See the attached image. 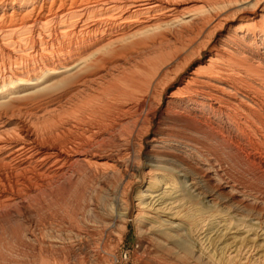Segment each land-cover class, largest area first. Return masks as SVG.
<instances>
[{
  "label": "bare ground",
  "instance_id": "1",
  "mask_svg": "<svg viewBox=\"0 0 264 264\" xmlns=\"http://www.w3.org/2000/svg\"><path fill=\"white\" fill-rule=\"evenodd\" d=\"M194 1L205 11L190 10V0H0V170L20 174L15 186L0 182V206L14 205L30 183H51L78 168L143 178L135 220L147 226L148 238L166 242L177 240L185 225L199 232L211 218L200 235L212 239L259 204L258 194L225 177L216 144L244 150L264 169V0ZM175 30L185 37L174 38ZM195 38L205 45L169 67L171 47L187 53ZM192 56L197 65L170 92L164 110L149 113L147 152L127 164L131 144L104 145L107 114L115 103L151 106L155 85L165 81L161 71L174 69L164 72L167 88ZM62 114L82 125L84 137L57 148L38 141L35 126ZM124 135L118 140L127 142ZM253 213L251 227L264 223L263 214Z\"/></svg>",
  "mask_w": 264,
  "mask_h": 264
},
{
  "label": "rangeland",
  "instance_id": "2",
  "mask_svg": "<svg viewBox=\"0 0 264 264\" xmlns=\"http://www.w3.org/2000/svg\"><path fill=\"white\" fill-rule=\"evenodd\" d=\"M190 1H193L189 2L190 10L197 13L205 11L199 3L194 0ZM176 31L175 34L173 33L174 38L181 40L185 37L184 32L177 31L176 33ZM188 44L189 51L186 53L185 50L177 51L173 45L178 47L179 44L173 42L171 45L173 47L169 50L172 59L170 62L175 63L170 64L169 62V67L173 64L174 69L180 66V63L184 62L183 58L188 57L191 52H197L196 47L205 45L204 40L198 38ZM173 56L175 59L181 57L178 59L180 62L173 59ZM192 57V62L182 76L167 88L164 86L168 78L165 73L170 75L168 73L173 72L174 69L165 67V71H161L165 77L160 76L165 81L158 76V80L162 82L160 84L156 82L159 86L154 84L156 88L153 89L154 99L151 97L154 100L153 105L151 104L152 108L147 102L148 106L145 104L144 111L140 108L135 109L136 112L134 105L132 106L134 103H118V105L115 103L114 113L107 114V120H109L107 122L110 126L106 130L108 132L105 134L104 145L112 150H119L123 146L129 149L131 144L129 150L130 153L133 150V154L128 155L127 164L131 160L137 163L140 154L145 155L147 152L152 134L147 135L146 139L143 137L148 127L146 125L150 122L149 113L156 111L160 114L164 110L170 92L197 65L198 58ZM176 62L179 64L177 65ZM163 86L166 88L164 96L159 97L164 89ZM154 91H156L155 94ZM160 100L162 104L157 105ZM126 108L128 112H131L123 114L122 110ZM70 115H55L45 124L44 122L38 123L35 126L38 136L40 135L38 141L49 147L57 148L59 145L82 139L85 135L81 129L82 125L71 121L66 122V118ZM132 120L134 125L131 123ZM157 121L155 119L153 122L154 129L157 127ZM116 122H120L121 126L124 124L123 127H117ZM125 132L130 133L132 137L136 136L137 139H132ZM123 135L124 138L126 136L128 144L126 139L118 140V137ZM122 142L123 144L126 142V145ZM216 145L217 149H220L218 150L219 156H222L221 159L225 161V177L233 178L232 180L245 185L253 194H258L257 196L261 198L256 207L250 206L244 211L243 218H232V225L230 224L229 228L224 225L227 232L222 226L220 234L218 232L217 235L212 236V239L202 238L204 234L200 235V232L210 228V223L213 222L211 218L210 222L206 220V226V223H203L204 229L201 227L202 229L196 233L188 232L187 225H185L186 229L180 228L182 234L177 237V240L175 238L166 242L159 240L158 236L148 238L145 232L147 226L139 221L140 218H138L139 222L135 220L138 211L137 191L139 184L144 181L143 178L142 180L136 179L132 173L126 177L124 170L119 171L120 173L102 174L100 171L88 172L78 168L76 175L69 176L72 175L69 174L67 178L57 179L51 183L46 182L43 185L30 183L24 193H18L19 199L13 203L14 205L0 206V264H264V223L259 222L257 226L251 227V223H256V220L251 219L253 216H249L255 214L253 212L256 211L264 216V169L252 164L244 150L238 148L228 152L223 148L224 143ZM15 174H19L16 173L15 168L8 167L6 170H0V182H11L15 186L14 182L17 177H20V174L18 176ZM223 215L227 217L226 213ZM112 218L116 220V223L109 222Z\"/></svg>",
  "mask_w": 264,
  "mask_h": 264
}]
</instances>
